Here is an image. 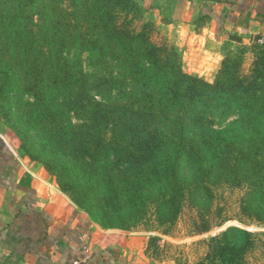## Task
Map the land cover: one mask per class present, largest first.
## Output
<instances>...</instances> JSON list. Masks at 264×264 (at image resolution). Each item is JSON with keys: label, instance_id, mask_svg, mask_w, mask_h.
Masks as SVG:
<instances>
[{"label": "rangeland", "instance_id": "374dc122", "mask_svg": "<svg viewBox=\"0 0 264 264\" xmlns=\"http://www.w3.org/2000/svg\"><path fill=\"white\" fill-rule=\"evenodd\" d=\"M205 26L199 18L173 22L159 0H0V134L48 193L91 220L97 239L120 243L142 264H264V129L257 134L253 126L246 131L235 124L243 142L235 153L236 172L228 183L214 184L209 207L205 201L197 209L187 199L179 214L168 206L160 214L167 195H151L135 211L113 177L123 176L124 159L91 149L92 122L88 109L80 107L79 86L54 88L61 80L73 83V73L82 70L100 83L115 78L103 85L116 83L110 97L124 101L120 85L138 84L133 71L143 58L157 60L161 68L170 60L210 83L220 70L225 82L240 78L259 110L264 33L231 34L215 42ZM192 32L204 37L188 42ZM84 87L95 94L93 82ZM242 107L208 121H240ZM252 113L249 119L256 120L259 115ZM244 146L253 151L249 171Z\"/></svg>", "mask_w": 264, "mask_h": 264}, {"label": "trees", "instance_id": "16d2710c", "mask_svg": "<svg viewBox=\"0 0 264 264\" xmlns=\"http://www.w3.org/2000/svg\"><path fill=\"white\" fill-rule=\"evenodd\" d=\"M143 59L134 71L130 65L138 84L131 89L120 85L124 101L110 97L116 83L107 88L103 85L115 78L107 77L100 83V78L95 80L93 74L82 70L73 73L77 74L73 83L61 80L54 90L67 91L72 85L79 86L80 107L88 109L92 122L91 137L95 141L91 149L106 157L115 156L117 161L119 157L124 159L125 166L119 170L123 176L113 177L130 198L133 210L138 211L151 195L156 199L167 195L160 214L167 206V210L172 208L174 214H179L187 199L197 209L205 201L209 207L214 184L222 179L228 183L236 172L235 153L242 149L238 146H243V142L237 136L235 124L242 123L246 131V126H253L252 130L260 134L264 129V106L258 110V104L251 103L249 87L240 78L233 84L223 81L221 70L215 83H210L184 72L170 60L167 67L161 68L157 60ZM55 70L61 71L60 67ZM92 82L95 94L90 96L84 85ZM52 91L45 90L44 94L51 95ZM84 98L88 103L83 104ZM240 105L245 112L240 121H208V116L212 119ZM252 112L259 115L256 120L249 119ZM250 152V148L243 151L245 171H249ZM263 194L262 191L260 195ZM231 230L242 232L239 228Z\"/></svg>", "mask_w": 264, "mask_h": 264}, {"label": "crops", "instance_id": "0c3cea01", "mask_svg": "<svg viewBox=\"0 0 264 264\" xmlns=\"http://www.w3.org/2000/svg\"><path fill=\"white\" fill-rule=\"evenodd\" d=\"M159 2L173 22L204 20L215 42L264 33V0ZM197 37L203 33L192 32L188 42ZM0 264L142 263L120 243L97 239L91 220L48 193L0 134Z\"/></svg>", "mask_w": 264, "mask_h": 264}]
</instances>
